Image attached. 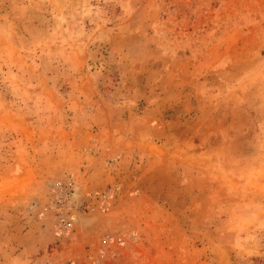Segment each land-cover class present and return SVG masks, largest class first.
Here are the masks:
<instances>
[{
  "label": "rangeland",
  "instance_id": "374dc122",
  "mask_svg": "<svg viewBox=\"0 0 264 264\" xmlns=\"http://www.w3.org/2000/svg\"><path fill=\"white\" fill-rule=\"evenodd\" d=\"M0 264H264V0H0Z\"/></svg>",
  "mask_w": 264,
  "mask_h": 264
}]
</instances>
